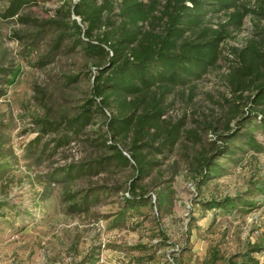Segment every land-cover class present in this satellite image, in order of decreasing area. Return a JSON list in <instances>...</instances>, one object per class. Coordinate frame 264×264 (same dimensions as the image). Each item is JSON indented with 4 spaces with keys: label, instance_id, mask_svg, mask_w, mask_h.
<instances>
[{
    "label": "rangeland",
    "instance_id": "obj_1",
    "mask_svg": "<svg viewBox=\"0 0 264 264\" xmlns=\"http://www.w3.org/2000/svg\"><path fill=\"white\" fill-rule=\"evenodd\" d=\"M9 1L0 0V15ZM65 3L39 0L12 19L0 16V264H264V131L249 112L252 91L227 101L234 100L227 75L238 64L231 49L263 45V19L249 13L239 29L226 27L218 63L161 97L162 119L180 135L149 155L157 164L138 180L141 205L126 201L133 168L112 160L109 143L125 149L127 142L113 141L108 109L91 106L90 122L77 132L64 121L91 98L95 64L108 65L75 44L74 34L55 45L73 28L40 24L65 19ZM206 19L215 29L228 17ZM249 136L262 148L246 144ZM226 145L225 155H215ZM204 156L220 172L200 184ZM226 199L234 206L207 208Z\"/></svg>",
    "mask_w": 264,
    "mask_h": 264
},
{
    "label": "trees",
    "instance_id": "obj_2",
    "mask_svg": "<svg viewBox=\"0 0 264 264\" xmlns=\"http://www.w3.org/2000/svg\"><path fill=\"white\" fill-rule=\"evenodd\" d=\"M38 1L10 0L0 16L4 20L12 19L26 5ZM257 1V5L250 7L249 0H164L163 3L160 0H69L70 4H64L66 9L64 6L59 9L65 19L40 23L55 25L61 30L73 28L71 33L61 31L55 45L67 34H74L75 44L82 43L87 51L102 56L108 63L103 64L104 67L99 62L95 64L98 73L92 82L91 98L79 114L64 121L77 132L90 122L91 106L103 114L108 109L105 124L113 141L127 142V156L119 144L111 142L108 147L113 150L112 160L133 168L134 179L128 187L131 197H126L130 204H144L143 194L137 191L138 180L150 174L157 164L153 155H149L161 152V147H173L179 139L180 129L166 127L167 122L162 119L161 97L179 84L201 78L214 67L222 58L221 45L230 35L226 27L239 29L249 13L263 19L259 32L264 39V5L259 4L264 0ZM115 10L118 12L114 13ZM209 13H222L228 20L213 29L206 19ZM71 15L80 23L71 19ZM115 16L117 18L113 19ZM231 52L238 64L230 65L227 75L234 99L227 101L236 103L235 98L252 91L246 97L254 106L249 112L259 116V127L264 131V44L251 40L242 48L232 47ZM239 126L243 128V122H239ZM208 127L214 131L213 127ZM158 139V145L154 146L153 142ZM143 140L149 142L138 144ZM246 142L255 150L262 148L252 136ZM228 151L227 145L222 146L216 149L215 155L223 156ZM211 159V156L202 159L200 184L220 172L217 161ZM87 196L82 199L85 208ZM228 201H209L206 205L220 209L233 207L234 202Z\"/></svg>",
    "mask_w": 264,
    "mask_h": 264
}]
</instances>
